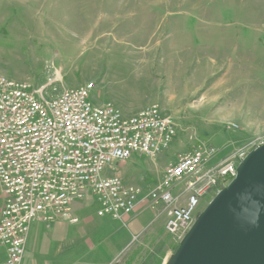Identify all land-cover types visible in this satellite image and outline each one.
<instances>
[{"label": "rangeland", "instance_id": "374dc122", "mask_svg": "<svg viewBox=\"0 0 264 264\" xmlns=\"http://www.w3.org/2000/svg\"><path fill=\"white\" fill-rule=\"evenodd\" d=\"M0 76L55 93L94 83L90 101L126 117L159 105L176 124L169 148L104 171L143 197L199 145L218 150L210 167L264 142V0H0ZM141 204L139 251L115 264H165L179 247Z\"/></svg>", "mask_w": 264, "mask_h": 264}, {"label": "built area", "instance_id": "2783aa9c", "mask_svg": "<svg viewBox=\"0 0 264 264\" xmlns=\"http://www.w3.org/2000/svg\"><path fill=\"white\" fill-rule=\"evenodd\" d=\"M49 88L0 76V190L5 198L0 244L7 250L1 264H22L34 221L78 223L73 203L88 194L96 199L100 217L122 220L148 203L159 210L157 220L166 217V232L182 240L201 203L236 178L252 151H235L207 167L219 152L199 145L168 165L141 197L139 188L104 171L134 155L155 158L168 149L177 135L173 119L157 104L131 117L112 103L94 104V83L59 93ZM177 186L182 192L175 195Z\"/></svg>", "mask_w": 264, "mask_h": 264}, {"label": "water", "instance_id": "95a60500", "mask_svg": "<svg viewBox=\"0 0 264 264\" xmlns=\"http://www.w3.org/2000/svg\"><path fill=\"white\" fill-rule=\"evenodd\" d=\"M165 264H264V144L239 164Z\"/></svg>", "mask_w": 264, "mask_h": 264}, {"label": "crops", "instance_id": "0c3cea01", "mask_svg": "<svg viewBox=\"0 0 264 264\" xmlns=\"http://www.w3.org/2000/svg\"><path fill=\"white\" fill-rule=\"evenodd\" d=\"M4 200L0 190V220ZM95 201L91 195L73 203V212L79 218L76 224L63 219L34 221L22 264H115L117 259L139 251L133 247L138 246L147 228V205L139 204L121 220L98 216ZM6 259V247L0 244V264Z\"/></svg>", "mask_w": 264, "mask_h": 264}]
</instances>
